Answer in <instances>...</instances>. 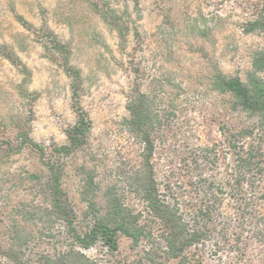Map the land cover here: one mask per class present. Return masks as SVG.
Returning <instances> with one entry per match:
<instances>
[{
  "label": "rangeland",
  "instance_id": "1",
  "mask_svg": "<svg viewBox=\"0 0 264 264\" xmlns=\"http://www.w3.org/2000/svg\"><path fill=\"white\" fill-rule=\"evenodd\" d=\"M263 12L264 0H0V239L14 218L29 233V258L71 245L72 230L49 212L44 181L52 147L67 143L79 114L84 143L59 155L72 226L83 229L79 192L89 176L98 206L113 187L142 208L128 178L141 166L142 145L125 119L129 98L144 93L160 119L150 158L162 193L186 217L202 206L215 214L197 218L204 240L176 258L156 250L153 264H264V145L256 129L240 137L255 119L212 85L217 73L245 81L253 72L264 53L254 25ZM256 74L264 79L263 70ZM249 149L261 155L251 183L235 190V154ZM151 240L133 245L118 233L114 251L100 242L80 250L94 264H145Z\"/></svg>",
  "mask_w": 264,
  "mask_h": 264
},
{
  "label": "trees",
  "instance_id": "2",
  "mask_svg": "<svg viewBox=\"0 0 264 264\" xmlns=\"http://www.w3.org/2000/svg\"><path fill=\"white\" fill-rule=\"evenodd\" d=\"M254 25L264 32V12L258 15ZM253 65L254 70L245 81L238 76H224L217 73L212 85L217 91L228 93L234 105H239L248 117L255 119L252 126L240 132V137H251L253 130L256 129L259 131L257 139L264 145V79L256 74L257 71H264L263 52L255 56ZM126 107L128 110V117L125 119L127 130L142 145L141 166L128 177L133 190L142 200V208H135L124 202L113 191V187H108L104 191L103 204L98 206L94 200L96 184L93 177L89 176L83 182L79 192L87 205L83 229L77 230L72 226L74 212L59 186L61 173L59 155L66 156L84 143L86 123L84 117L79 114L77 122L67 132V143L52 147L55 158H52L51 163H46L47 176L44 181L46 197L49 199L48 209L51 210L49 212L55 214L70 227L72 230L71 245L61 252L54 254L41 252L37 257L29 258L22 251L28 241L29 233L22 225H18L14 218H9L6 238L5 240L0 239V264H94V261L89 259L80 248H88L100 242L109 251H114L117 249L116 235L118 233L130 238L133 245L138 244L144 238L156 240V245H151L150 248L145 249L144 253L147 262L145 264H153L152 253L155 254L156 250H161L166 258H176L182 255L189 246L205 239L207 231L202 224L214 220L215 214L212 208L210 206L199 207L192 217H186L187 213L179 207L178 202L173 198L169 201L162 193L163 184L160 185L153 175L150 158L154 150L152 132L155 125L160 122L159 115L152 109L151 102L147 100L144 93H137L130 97ZM229 143L230 140H228V145ZM38 150L42 155V148ZM260 155L261 153L257 150L251 149L246 152L242 150L236 152L237 171L233 175L235 190H240V184L244 180L247 184L251 183L249 182L250 171L254 169ZM31 177L37 176L31 175ZM211 183H209L210 186ZM165 186L169 189L168 183H165ZM246 199L249 200L250 196L248 195ZM241 202L245 204V200H240L239 203ZM240 204L235 208L239 217L244 211L243 204ZM16 212L24 218L34 215L21 209H17ZM197 218L205 219V221L201 224Z\"/></svg>",
  "mask_w": 264,
  "mask_h": 264
}]
</instances>
